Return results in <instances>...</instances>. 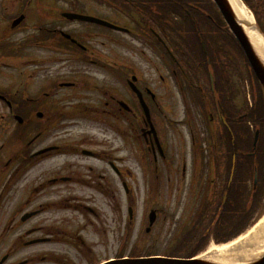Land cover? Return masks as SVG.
Returning <instances> with one entry per match:
<instances>
[{
	"label": "flooded vegetation",
	"instance_id": "af4514ba",
	"mask_svg": "<svg viewBox=\"0 0 264 264\" xmlns=\"http://www.w3.org/2000/svg\"><path fill=\"white\" fill-rule=\"evenodd\" d=\"M92 1L102 6L104 11L98 8L79 10L76 1L71 3L70 11L101 18L124 31L68 20L63 15L65 0H0V71L13 69L17 72L14 76L18 77L11 79V76L5 84L0 83L3 85L0 86V106L5 108L8 116L2 126L8 128L13 124V133L20 135L21 140L15 146L17 151L0 161V178L4 183L0 182V187L3 189L1 192L5 189V192L15 194L18 192L17 187H21V178L26 179L22 177L24 174L34 167L46 166L37 169L36 175L30 173L28 183L22 185L23 190L29 189L26 191V206L36 212V215L26 220L23 238L24 242L43 239L44 244L50 247L42 251L40 258L51 264H72L66 260L65 246L75 252L79 248L87 263L92 260L91 245L81 238L77 230L66 227L65 218L59 213L65 209H74L85 217L83 228L96 225L95 218L99 217L97 209L109 207L112 203L113 170L112 159L108 154L92 153L90 159L101 164H90L78 158L82 154L77 153L74 147H64L63 138L46 136L48 130L63 125L60 114L63 109H81L83 102L73 97L78 101L73 105L69 97L61 93L63 87H60L59 82L49 80L47 74L39 76V71L47 68L48 60L63 63L67 52L74 54L69 59L77 58L78 61L98 66L122 85L129 78L127 60L121 58L118 61L108 51V58L102 62V59L96 58L92 49L185 48L188 42L177 38L175 33L192 30L191 26L186 25L191 16L189 11L184 10V0H171L169 4L162 2L164 0ZM18 17H22L21 21L13 25ZM66 33L70 38H66ZM161 33H165L167 38L163 37L164 41L154 36ZM118 64L119 68H116ZM136 77L138 79L137 74ZM87 87L92 85L86 81H76L73 87L67 89ZM127 97L126 91L117 93L106 88L101 92L100 99L94 101L97 108L103 106L100 111L95 108V117L101 122L106 119L121 121L123 128L127 129L129 112L121 107V102H126ZM84 108L90 110L86 106ZM34 130V137L26 140L27 135ZM142 135L151 145L146 131ZM40 140L42 143L37 147ZM42 149L47 151L37 154ZM64 156L73 160H63ZM116 174L123 177L128 174V170L117 169ZM77 189L88 190V193L77 194ZM36 197L41 200L33 201ZM17 215L18 212L11 218V222L17 221ZM105 224L106 217L101 222V225ZM54 246L58 247L56 252L52 249ZM80 246L83 248L80 249ZM10 257L8 254L3 264L9 262ZM34 258L32 254L24 260L9 264H32Z\"/></svg>",
	"mask_w": 264,
	"mask_h": 264
},
{
	"label": "rangeland",
	"instance_id": "374dc122",
	"mask_svg": "<svg viewBox=\"0 0 264 264\" xmlns=\"http://www.w3.org/2000/svg\"><path fill=\"white\" fill-rule=\"evenodd\" d=\"M84 1L92 9L98 8L102 12L104 11L102 6L96 5L92 0H80L83 8H85ZM250 1L252 6L257 9L258 17L264 29V0ZM93 51L98 54L96 58L100 57L102 60L108 58V51H111L112 55L116 57L118 61H120L121 58L127 60L130 66L141 71L143 76L141 83L139 82V85H142L141 87L147 86L159 95L162 94L164 85L159 84L158 73L169 77L166 72V70H169V65L168 61L162 58L159 53H157L158 56L154 51L148 49L131 48L112 50L94 48ZM66 58L69 57L66 55L64 56L65 60L63 67H61V65L48 64L46 67L49 68V72L53 74L59 73L58 76L65 77V79L62 80H71L74 76H85L93 84L96 82L98 83L96 84V86H98L96 88H101V90L95 91L88 89H86L87 91L78 90L72 95L77 96L78 100H82L84 103L94 106V101L98 100L99 94L106 88V85H110L114 89H120V85L114 81L113 78L111 79L107 76L105 70L92 66H85L70 60L68 61ZM116 68H119V64ZM41 72L42 71H39V73ZM9 75V69H4L0 72V83L5 84ZM9 82L10 81H8V83ZM167 84L171 85L170 88L173 91L171 95L166 96L164 104L159 103L158 105L160 111H165L166 108H170L171 104L172 112L169 117L171 118L172 124L169 126L165 121H160L162 113L159 111L158 116L156 114L155 120L151 117V121L157 126L155 129L158 131L165 147L166 161H162L158 158L157 162L154 163L151 152L147 150L148 146H146L143 139L136 136L140 133L139 129L137 130L138 125L136 127V125L132 124L133 130L130 129V127L128 130H125L120 123L115 124L110 119L105 122L97 123L92 119L82 120L73 117L72 119L78 122L74 123L72 127L54 131V133L60 137L71 138V142H78L81 144L85 142L86 144H83L85 148L107 153L109 158L116 161V165L119 168H127L129 171L126 180L129 189L127 194L124 192L121 180L114 175L113 171L111 172L113 191L112 203L109 207L97 209L99 217L95 218L96 225L93 227L89 226L83 228L85 219L80 211L66 209L59 213V215L65 218L66 227L69 226L71 229L77 230L85 242L93 245V247H91L92 253L97 262H101L108 258H117L122 255L126 257L134 251V255H137L138 252L142 254L147 251L151 254L160 255L168 253L170 247L177 241L179 233L184 232L186 228H193V219L199 214L198 212H201L204 201L198 203L200 192L198 193L197 187H203L204 191H201L203 192L202 199L203 197L205 198L206 194L208 196L209 189L206 188L208 185L206 186L203 184L206 178L204 175L205 173L202 176L198 175L190 178L194 167L192 165L193 157L192 160L190 157L192 156L190 141L191 128H193L195 136L201 137L203 135L200 134H204L205 130H207L206 123L204 121L201 122L202 118L197 115L195 110L197 108L199 111V109L192 100L191 105L196 106V108H188L190 110L188 115L190 118L188 119L187 116L184 118V113L182 112L183 105L185 103L189 104V99L186 97L185 102L172 80L168 81ZM107 88L110 89V87ZM246 89L245 87V90ZM69 92L70 91L66 93ZM164 97L165 96H163V98ZM166 100L169 101V104H165ZM146 103L149 109L152 110V116L154 117V107L151 106L149 102ZM235 104L237 108L242 106L241 92L236 97ZM134 108L138 112L137 108ZM2 113L3 112H1V114ZM213 120H218V116L213 117ZM186 122L188 125H191V127L186 125ZM10 130L11 129H8L7 132L9 133ZM5 135L6 133H1L0 144L4 141ZM49 136H52L51 133ZM5 143V152L7 150L10 152L12 149L8 144L10 141L6 140ZM246 149L247 148L239 145L230 149L229 153L232 156V164L241 161L240 152ZM183 160L187 163V176L183 182L180 181L177 183L179 164ZM196 161L198 162V160ZM91 162L97 165L101 164L98 161ZM194 164H196V162ZM156 168L157 170H155ZM171 170L175 172L168 173ZM203 171H205V169H203ZM178 184L182 186L178 188ZM191 185L195 187L192 191L189 189ZM75 192L77 194H82L88 193V190L77 189ZM65 194H67V192H65ZM21 196L19 192L15 194L12 192L6 194L2 193V198L0 200V257L11 251L12 261L25 259L29 256V253H36L50 247L45 244L25 247L21 245L22 242L18 241L19 235L23 234L26 225L17 226L13 222L10 223V218L13 212L22 207L21 205L23 202L21 203L19 199ZM127 206H131L133 209V220L130 225L128 224ZM152 209L156 210L158 216L151 226L150 232L146 233L145 229L148 227V214ZM105 217L106 224L101 225ZM86 218L90 219L91 217ZM202 228L203 224L200 226V229ZM211 244L213 243H208L207 241L205 244V246H207L203 247L201 254H204ZM53 248L54 247H52V249ZM77 250L78 252H75L72 248L65 246V257L74 262V264H85V261L78 256L81 255V257H83L82 252L79 248Z\"/></svg>",
	"mask_w": 264,
	"mask_h": 264
},
{
	"label": "trees",
	"instance_id": "16d2710c",
	"mask_svg": "<svg viewBox=\"0 0 264 264\" xmlns=\"http://www.w3.org/2000/svg\"><path fill=\"white\" fill-rule=\"evenodd\" d=\"M208 2V13H209V26L214 35L211 34L209 36V42L206 44V50L204 51L202 48L191 49L192 53L198 52V57H193L191 59V67L194 71H199L203 73L205 77L209 71H212L216 79L220 80L229 86V82L226 79V71L227 66L232 64L231 59L228 57L229 53H232L235 57L242 60L241 50L232 37V35L224 28V23L221 20L220 15L216 11L214 4L207 0ZM213 21V22H212ZM238 63L235 61V64ZM237 65V64H236ZM238 66V65H237ZM244 66L247 68V73L249 74L250 79H254L251 72L248 70L247 64L244 63ZM237 72H240L237 69ZM218 85V92L222 93L223 91H228V86ZM258 85V84H257ZM259 87V86H258ZM254 106L255 109L249 114L245 116H241L238 118L241 125L245 124L246 121H251L255 128H264V103L261 99V96L258 95L256 97L254 95ZM245 117L247 119H245ZM246 138H250V135L245 133ZM241 139V138H240ZM243 143V142H242ZM250 143H245L242 147H249ZM257 171H258V179L257 186L255 188L252 187L253 180V171L254 166L256 164L253 162L252 158L244 157L243 151L241 153V161L237 164V173L235 175L233 183H231L229 188H226L224 185V191H228L227 199L233 203L234 201L238 202V218L240 219L241 229L247 224L253 212L261 205L262 196L264 193V146L262 147V153L257 160ZM251 181V184L249 182ZM225 215L222 216L223 222H227L228 216L233 219L234 218V210L233 209H225ZM228 211H230L231 215H228ZM225 219V221H224ZM248 220V221H247ZM191 254H187L186 256H190Z\"/></svg>",
	"mask_w": 264,
	"mask_h": 264
},
{
	"label": "bare ground",
	"instance_id": "6f19581e",
	"mask_svg": "<svg viewBox=\"0 0 264 264\" xmlns=\"http://www.w3.org/2000/svg\"><path fill=\"white\" fill-rule=\"evenodd\" d=\"M228 2L231 5L237 19L242 21L244 31L246 32L252 45L264 60V40L255 28L254 20L250 11L242 0H228ZM259 225H261L259 228L260 230L251 238V240L247 241L245 239L248 236L247 234L253 232V229L246 235L239 236L235 240L226 244L210 245L203 256H207L216 261L222 260L223 262H236L261 254L264 252V217L259 222ZM243 240H245V242L241 246L236 247V245L243 242ZM228 250H231L230 255H228L229 258H225ZM219 256L223 257L221 258Z\"/></svg>",
	"mask_w": 264,
	"mask_h": 264
},
{
	"label": "water",
	"instance_id": "95a60500",
	"mask_svg": "<svg viewBox=\"0 0 264 264\" xmlns=\"http://www.w3.org/2000/svg\"><path fill=\"white\" fill-rule=\"evenodd\" d=\"M219 7L224 19L229 25L230 29L238 39L250 65L252 66L258 80L264 89V61L260 58L249 38L244 32L240 22L237 20L236 15L229 4L228 0H214ZM153 216V215H152ZM108 264H212L201 259L196 260H182V259H169V258H149V259H132L115 261ZM252 264H264V257L260 261Z\"/></svg>",
	"mask_w": 264,
	"mask_h": 264
}]
</instances>
